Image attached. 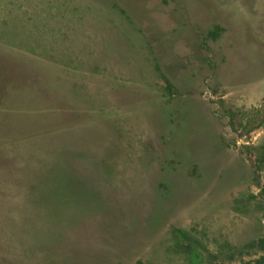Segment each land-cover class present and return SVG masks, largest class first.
I'll list each match as a JSON object with an SVG mask.
<instances>
[{"label":"rangeland","instance_id":"obj_1","mask_svg":"<svg viewBox=\"0 0 264 264\" xmlns=\"http://www.w3.org/2000/svg\"><path fill=\"white\" fill-rule=\"evenodd\" d=\"M262 158L264 0H0V264H207Z\"/></svg>","mask_w":264,"mask_h":264},{"label":"trees","instance_id":"obj_2","mask_svg":"<svg viewBox=\"0 0 264 264\" xmlns=\"http://www.w3.org/2000/svg\"><path fill=\"white\" fill-rule=\"evenodd\" d=\"M220 31L221 28L216 26L212 31L208 32L205 37L214 40L219 36ZM156 71L164 82L165 89L170 91L171 85L167 77L160 71L158 66H156ZM257 163V170L263 171L262 166L264 159L262 158ZM259 191L258 196L262 199L261 214L264 219V186H261ZM180 235L185 241L191 242L194 245H199L196 240H193V238L186 233L180 232ZM203 251L207 264H264V234L240 247L230 248L224 252L212 253L205 249H203Z\"/></svg>","mask_w":264,"mask_h":264}]
</instances>
